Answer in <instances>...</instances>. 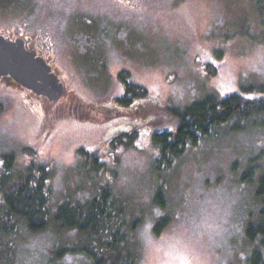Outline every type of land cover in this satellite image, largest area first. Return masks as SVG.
I'll return each instance as SVG.
<instances>
[{"label": "rangeland", "instance_id": "374dc122", "mask_svg": "<svg viewBox=\"0 0 264 264\" xmlns=\"http://www.w3.org/2000/svg\"><path fill=\"white\" fill-rule=\"evenodd\" d=\"M255 1L0 0V31L38 32L66 89L93 117L59 125L45 138L39 107L0 88V175L4 155L14 156L5 187H16L30 163L43 164L51 213L67 200L89 201L106 185L129 215L141 217L138 264H246L258 247L244 228L262 206L254 190L264 173V115L215 127L164 170L153 168L152 135L177 127L169 107L207 95L264 97V18ZM121 71L164 108L144 109L137 98L128 107L116 103L124 93ZM249 167L254 179L242 181ZM159 189L164 205L154 202ZM164 216L170 222L156 234L154 223ZM3 220L0 264L89 263L84 254L55 253L79 238L75 230L49 221L31 231L21 218Z\"/></svg>", "mask_w": 264, "mask_h": 264}, {"label": "trees", "instance_id": "16d2710c", "mask_svg": "<svg viewBox=\"0 0 264 264\" xmlns=\"http://www.w3.org/2000/svg\"><path fill=\"white\" fill-rule=\"evenodd\" d=\"M255 2L256 9L264 18V0ZM127 76V71L118 73V78L124 85V93L116 98V103L128 107L137 98L142 101L138 106L142 103L146 105L144 109L164 108L158 100L148 97L146 88L127 81ZM259 90L264 93V84L259 86ZM98 108L106 109L104 106ZM168 109L177 117L178 124L173 132L162 131L152 135V143L158 150V156L153 162V168L157 171L169 168L187 146L197 145L199 140L209 137L215 127L234 118L250 120L264 115V97L250 99L239 93H231L222 98L207 95L182 109ZM46 116L47 113L42 116L40 131L47 128ZM78 151L86 154L82 148ZM13 157L9 153L3 158L0 192L5 218L0 220L9 222L13 218H21L31 231L45 229L49 221L60 228L75 230L79 238L68 246L57 248V256L68 251L84 254L89 259L88 264H138L136 231L142 223L141 217L129 215L126 204L114 197L108 186H100L96 195L85 203L67 200L51 213V189L48 184L50 169L32 162L26 168L20 183L9 189L5 184L11 176ZM253 168L245 170L240 179L252 182ZM162 194L159 189L154 199L156 204H165ZM254 195L261 198L262 206L258 209L257 219H250L246 223L244 233L250 242L258 239V247L251 249L246 257V264H264V173L256 180ZM169 222L168 216L156 220L153 231L159 234ZM6 229L10 230V225Z\"/></svg>", "mask_w": 264, "mask_h": 264}, {"label": "flooded vegetation", "instance_id": "af4514ba", "mask_svg": "<svg viewBox=\"0 0 264 264\" xmlns=\"http://www.w3.org/2000/svg\"><path fill=\"white\" fill-rule=\"evenodd\" d=\"M0 35H3L7 40L21 38L24 41L26 49L36 50L37 55L42 56L51 65L52 71L58 73V77L65 87V92L60 98L55 101H49L45 96L36 94L32 90L20 85L9 74L0 76V88L20 93L24 98L31 100V102L27 101L30 105L35 104L39 107L41 111L40 121L44 113H47V128L43 131H38L39 134L42 136L46 135L45 138H49L55 133L54 131L59 125L71 127L80 122L93 121L90 110L78 101L75 94L66 89L67 87L59 74L60 72L51 62L52 55L49 44L46 40L38 37V32L32 33L20 30V33L10 35V33L0 31ZM47 107H49L48 110Z\"/></svg>", "mask_w": 264, "mask_h": 264}, {"label": "water", "instance_id": "95a60500", "mask_svg": "<svg viewBox=\"0 0 264 264\" xmlns=\"http://www.w3.org/2000/svg\"><path fill=\"white\" fill-rule=\"evenodd\" d=\"M8 74L49 101L57 100L65 92L58 73L52 71L51 65L36 50L26 49L21 38L7 40L0 35V76Z\"/></svg>", "mask_w": 264, "mask_h": 264}]
</instances>
